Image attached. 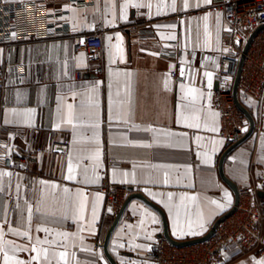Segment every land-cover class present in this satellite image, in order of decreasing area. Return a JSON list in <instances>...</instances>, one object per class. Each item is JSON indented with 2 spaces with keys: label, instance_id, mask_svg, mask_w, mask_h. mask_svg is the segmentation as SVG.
Wrapping results in <instances>:
<instances>
[{
  "label": "crops",
  "instance_id": "crops-1",
  "mask_svg": "<svg viewBox=\"0 0 264 264\" xmlns=\"http://www.w3.org/2000/svg\"><path fill=\"white\" fill-rule=\"evenodd\" d=\"M35 1L44 3L55 18L57 14H64L59 19L69 24L74 34L101 32L104 73L86 75L81 80L76 78V72L87 68L90 62L85 53L81 57V53L74 52L72 37L0 46V63L22 64L26 70L20 84L12 76L7 78L3 92L5 107L0 108V169L13 174L0 177L3 184L0 225L5 233L4 241H13L20 247L36 245L47 249V259L42 254L41 261L34 264H110L102 247L110 228L109 221L105 220L108 214L103 181L127 185L131 194L140 193L159 206L175 240L207 235L214 223L235 204V195L219 172L221 157L228 148L220 136L221 114L212 96L209 100V93L218 88L213 59L229 50L224 14L214 9L215 0L211 4L187 0V8L183 6L184 0H175V11L171 8L173 0H139L144 6L128 7L127 20L123 18L125 0H95L94 5L85 7L79 6L76 0H23ZM218 12L222 14L219 17ZM113 18L115 23H108ZM135 26L151 28L155 37L142 40ZM166 50L175 57H164L162 52ZM81 60L83 67L78 66ZM176 62L181 64L178 69ZM205 72L213 74L211 89L207 87ZM90 86H95L94 93H89ZM191 88L199 92L190 93ZM239 97L254 116L256 129L228 155L224 170L240 190L255 189L257 198L261 199L264 198V96L256 99L239 89ZM69 103L74 106L72 124L67 123ZM97 107L98 128L93 126L97 123L94 115ZM26 109H35L30 118ZM5 119L9 122L5 123ZM196 123L200 124L199 128L188 126ZM213 126L218 131H211ZM4 127L23 132L12 134ZM146 128L155 131H145ZM170 132L177 135H168ZM66 139L70 140V147L64 155L35 150ZM130 141L147 142L151 146ZM98 148L99 162L91 158ZM9 156L27 157L29 169L7 168L4 161ZM207 156L211 157L210 163L205 162ZM69 162L73 166V180L67 179ZM133 172L135 182H132ZM65 188L70 191L65 193ZM225 190L231 194V203L220 210L213 201L227 203ZM150 193H155V198ZM169 193H172L170 201ZM161 200L171 203V213ZM81 202L85 205V219L77 222L72 218V211ZM29 205L32 208L30 228ZM66 206L71 211L65 220ZM94 208L97 220L95 231L91 232ZM153 213L158 223L152 221ZM177 213L182 226L187 220L195 226L203 218L206 230L199 235H176L173 217ZM45 227L50 229L48 233L43 231ZM10 228L30 231L31 240L16 235ZM163 231L161 215L143 201L134 199L111 238L109 251L117 264H158L152 252L154 246L166 241L160 238ZM64 232L70 235H58ZM37 237L49 243L38 245ZM4 248L9 255L23 260L36 255L29 251L14 252L13 246L6 243ZM61 252L66 253L63 258ZM223 254H227V264H256L264 260V247L243 251L237 244H229ZM0 264H3L2 252Z\"/></svg>",
  "mask_w": 264,
  "mask_h": 264
},
{
  "label": "built area",
  "instance_id": "built-area-1",
  "mask_svg": "<svg viewBox=\"0 0 264 264\" xmlns=\"http://www.w3.org/2000/svg\"><path fill=\"white\" fill-rule=\"evenodd\" d=\"M79 6H92L95 0H76ZM214 9L224 14L226 30L225 41L228 52L213 59L218 88L211 92L215 105L221 114L220 136L227 147L240 141L248 132V123L238 110L233 96V84L237 76L240 57L250 34L264 25V0H215ZM64 14L52 16L48 7L39 1L6 3L0 0V46L27 43L52 37H72L75 53H85L90 62L85 69L76 72L81 80L86 75L99 76L104 73L102 65L103 38L99 31L88 34H74L69 24L60 21ZM142 40L155 37L149 27L135 26ZM13 33L15 37L13 38ZM237 41H239L237 43ZM166 58H174V53L163 51ZM176 59V58H175ZM177 69L180 62H176ZM177 76V72H174ZM12 76L20 84L26 76L25 66L0 63V108L5 107L3 92L7 88V78ZM246 96L262 99L264 96V30L255 38L246 55L239 88ZM12 134L23 130L3 128ZM70 147V140L53 141L46 148L37 147V153L64 155ZM4 165L27 171V157H6ZM106 195V213L115 216L131 189L127 185L102 183ZM111 208V212L108 209ZM229 244H237L243 251L264 247V198H257V190H240V202L236 212L224 220L207 241L187 247H175L162 241L153 248V258L158 264H227L223 249Z\"/></svg>",
  "mask_w": 264,
  "mask_h": 264
},
{
  "label": "snow or ice",
  "instance_id": "snow-or-ice-1",
  "mask_svg": "<svg viewBox=\"0 0 264 264\" xmlns=\"http://www.w3.org/2000/svg\"><path fill=\"white\" fill-rule=\"evenodd\" d=\"M5 2L6 3H9V2L21 3L22 4L23 0H5ZM204 3L205 4H211V0H204ZM130 6L139 9V8L143 7L144 5L142 3H140L139 0H125V4H124L125 11H124V14H123V18L125 20H127V18H128L127 9ZM147 6L149 8H151V4H149ZM183 6L185 8L189 7V4H188L187 0H184V5ZM195 6L199 7V2ZM171 8H172V11L176 10L175 0H173ZM208 15H211V13H209ZM216 15H217V17H219L222 14L218 12ZM207 18H208V16L206 15L205 19H207ZM108 23L114 24L115 23V18H113V20L108 21ZM169 27H173L174 28L175 25H170ZM75 30H76V28H75V25H74L73 26V31H75ZM14 37H15V33H13V38ZM172 38L175 39L174 36ZM109 39H111V37H109ZM238 42L239 41H237V43ZM119 51H121V54H122V49H120ZM83 56H84V54L81 53V57H83ZM78 66H80V67L85 66L83 64V60L80 61ZM182 74H183V72H182ZM204 75L207 77V87L209 89H211L212 81H213V74L211 72H205ZM109 86L111 87V85H109ZM69 87H71V85ZM181 88L182 89L184 88L183 84L181 85ZM95 90H96L95 86H90L89 89H88L89 93H94ZM189 91H190V93H197V92H199V89L191 88ZM72 95H73V97H75L76 93L73 92ZM200 95L202 96L203 93H200ZM210 98H211V93H209V100H210ZM58 99H62V98L58 97ZM89 99L91 100V95L89 96ZM97 104H98V102H97ZM73 107H74L73 104H71V103L67 104V109H68L67 123L68 124H72L73 123V120H72ZM11 111L15 112L16 110L12 109ZM25 111H26L27 114H29V118H30L31 114L35 112V109H26ZM109 111L111 112V98L109 99ZM94 115H95V119H96L97 123H95L93 126L98 128L99 127V122H100V114H99L98 107H97V110L94 113ZM213 115H217V114L214 113ZM110 119H111V116H110ZM8 122L9 121L7 119H5V123H8ZM188 126L189 127L199 128L200 124L199 123L189 124ZM57 127H59V125H57ZM135 127L138 129L139 126H135ZM205 127H207V125H205ZM144 130L145 131H155V129H152V128H146ZM210 130L213 131V132H216V131H218V128L213 126ZM167 134L168 135H172V136L177 135V133H171V132L167 133ZM199 139L200 138L197 137V140H199ZM96 142L99 143V137L98 136L96 137ZM73 143H75V137H74ZM130 143H134V144L135 143H140V144H143L146 147H150L151 146L147 142H141V141H130ZM216 143H222V141H217ZM213 151H215V149H213ZM10 154H11V148H9V155ZM100 156H101V153H100V150L98 148L91 158L93 160L99 162L100 161ZM69 159L71 160V157H69ZM205 162L206 163H210L211 162V157L207 156ZM5 174H7L8 176L13 175L11 172L5 173L4 170L0 169V177H3ZM124 175L127 176L129 174L128 173H124ZM131 175L133 177V181L132 182H135V173L133 172ZM113 176H115V169H113ZM67 179L68 180H73L74 179L73 166H72L71 162H69V166H68ZM97 179H99L98 176H97ZM166 182H167V180H165V183ZM41 183L44 184V185L48 184V182H46V181H41ZM54 187H59V186L58 185H54ZM2 190H3V184L0 183V191H2ZM17 191L19 192V185H17ZM64 191H65V193H67V192L70 191V189L65 188ZM150 195H152L154 198L156 196L155 193H150ZM168 195H169V201H170L172 193H169ZM97 196L99 197V194H97ZM225 197L227 198V203L221 204V203H219L217 201H213V203L217 204V207L220 210L225 209L231 203V194L228 193L227 190H225ZM192 199L195 200L196 198L193 197ZM17 200H19V196H17ZM160 202L161 203H165V201H163V200H161ZM165 207H167L169 209L170 213L172 212V205H171L170 202L169 203H165ZM84 209H85V205H84L83 202H81L80 205L78 206V208L75 209V211H72V218L74 220H76L77 222L83 221L85 219ZM70 211L71 210L66 206L65 207V211L63 213V218L65 220L69 217V212ZM108 211L111 212V208H109ZM145 212L147 213V210H145ZM151 218H152V221L154 223H158L157 218H156L154 213L151 214ZM31 219H32V208H31V205H29V207H28L29 228L31 227ZM96 220H97V213H96V209L94 208L93 209V213H92V226L89 227V231H91V232L95 231L94 225L96 223ZM141 223L143 224V221ZM129 227H131V226H129ZM173 228H174L175 234L178 235V236H185V235H189V234H191V235H199L204 230H206V221L203 220V218H201V220L199 222H197L195 224V226H194V224H193V222L191 220H187L185 225L182 226L181 221H180L179 213H177L173 217ZM197 228L199 229V231L196 230ZM38 230H39V228H38ZM10 231L15 233L16 235L24 236V237H27L29 240H31L30 231L21 232L19 229H16V228H10ZM43 231L45 233H48L50 231V229L45 227V228H43ZM80 231H83V229H80ZM4 235H5V233L3 231V227H2V225H0V252L3 253V264H34V262L41 261L42 254H43V258L47 259V253H48L47 249L42 248V247H37L36 245H32L31 248L16 246V245H14L13 241H4ZM58 235H63L65 237H67L70 234L67 233V232H64V233H58ZM80 238L83 239L82 236ZM149 239H151V235H149ZM5 243L8 244V245H12L14 252L29 251V252H35L36 255L32 256L30 260H23V259L18 258L16 255H9L8 252L4 248ZM45 243H49V241L40 240L39 237H37V244L38 245H43ZM122 246L123 245H120V247H122ZM137 247L149 248L151 246L150 245H137ZM113 250L115 251V249H113ZM65 255H66V253H63V252L60 253L61 258H63ZM225 258L227 259V254H225ZM105 264H107V262H105ZM256 264H264V260L257 261Z\"/></svg>",
  "mask_w": 264,
  "mask_h": 264
},
{
  "label": "water",
  "instance_id": "water-1",
  "mask_svg": "<svg viewBox=\"0 0 264 264\" xmlns=\"http://www.w3.org/2000/svg\"><path fill=\"white\" fill-rule=\"evenodd\" d=\"M263 30H264V25L259 26L256 30H254L250 34L249 38L247 39V41L244 45V48L242 50L237 76H236V78L234 80V84H233V96H234L235 104H236L238 110L247 119V121L249 123V129H248V132L246 133V135L240 141L230 145L225 150V152L223 153V155L221 157L220 163H219V172H220L221 178L225 182V184H227V186L233 191V193L235 195V204H234L233 208L214 223L213 227L211 228L210 232L207 235L200 237V238L191 239V240L179 241V240H175L174 238L171 237L170 232H169V226H168L167 218H166L163 210L159 206L154 204L153 202L149 201L142 194L134 192L127 198V200L123 204L120 211L115 215L114 221H113V223H112V225H111V227H110V229H109V231L105 237L104 243L102 245V247L104 249V253H105L110 264H117L114 257L111 255V253L109 251V244H110L111 238H112L115 230L117 229L118 225L120 224V222H121V220H122V218H123V216L127 210V207L129 206L130 202L134 199H139V200L143 201L145 204H147L151 208L155 209L161 215L162 221H163L164 231H163V234L160 236V238L165 239L171 245H173L175 247H179V248L191 246V245L202 243V242L209 240L214 235L218 226L224 220H226L228 217L232 216L236 212L237 207H238L239 202H240V188L237 186V184H235L232 180H230L226 176L224 166H225V161H226L228 155L234 149H236L238 146H240L245 141H247L253 135V133L255 132V129H256V121H255L254 116L252 115V113L249 111V109L240 100L239 88H240V82H241V78H242L243 68L245 65L246 55L249 52L255 38Z\"/></svg>",
  "mask_w": 264,
  "mask_h": 264
},
{
  "label": "trees",
  "instance_id": "trees-1",
  "mask_svg": "<svg viewBox=\"0 0 264 264\" xmlns=\"http://www.w3.org/2000/svg\"><path fill=\"white\" fill-rule=\"evenodd\" d=\"M114 216H111V215H106L105 216V220H108L109 221V223H110V227H111V225H112V223H113V221H114ZM110 229V228H109Z\"/></svg>",
  "mask_w": 264,
  "mask_h": 264
}]
</instances>
